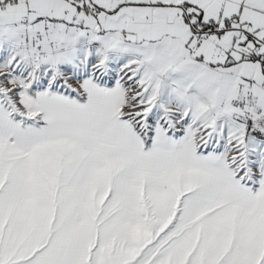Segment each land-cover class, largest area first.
<instances>
[{
  "label": "snow or ice",
  "instance_id": "1",
  "mask_svg": "<svg viewBox=\"0 0 264 264\" xmlns=\"http://www.w3.org/2000/svg\"><path fill=\"white\" fill-rule=\"evenodd\" d=\"M0 264H264V0H0Z\"/></svg>",
  "mask_w": 264,
  "mask_h": 264
}]
</instances>
